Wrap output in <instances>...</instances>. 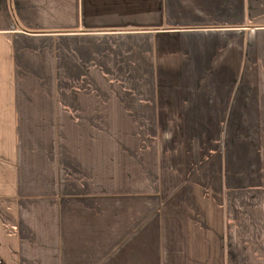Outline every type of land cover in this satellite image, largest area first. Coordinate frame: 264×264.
<instances>
[{"label":"crops","instance_id":"crops-1","mask_svg":"<svg viewBox=\"0 0 264 264\" xmlns=\"http://www.w3.org/2000/svg\"><path fill=\"white\" fill-rule=\"evenodd\" d=\"M2 264H264V0H0Z\"/></svg>","mask_w":264,"mask_h":264},{"label":"trees","instance_id":"trees-1","mask_svg":"<svg viewBox=\"0 0 264 264\" xmlns=\"http://www.w3.org/2000/svg\"><path fill=\"white\" fill-rule=\"evenodd\" d=\"M0 264H2V262L0 261Z\"/></svg>","mask_w":264,"mask_h":264}]
</instances>
